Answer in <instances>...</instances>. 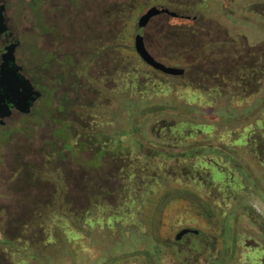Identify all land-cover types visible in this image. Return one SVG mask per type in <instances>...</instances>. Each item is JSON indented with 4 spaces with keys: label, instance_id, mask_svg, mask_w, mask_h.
I'll return each instance as SVG.
<instances>
[{
    "label": "rangeland",
    "instance_id": "rangeland-1",
    "mask_svg": "<svg viewBox=\"0 0 264 264\" xmlns=\"http://www.w3.org/2000/svg\"><path fill=\"white\" fill-rule=\"evenodd\" d=\"M126 1L83 0L89 20L68 24L72 33L69 40L73 44L82 42L89 49V55H79L81 62L73 68L76 83L82 87L76 89L73 84L71 93L54 79L46 80L44 86L51 90L46 92L41 106L30 116H14L6 128V140L0 144V264H148L147 252L154 264H178L179 252L191 244L194 236H185L183 246L169 241L185 228L208 234L212 244L211 250L204 252L205 243L198 240V248L202 249L193 264H264V166L245 144L257 121L252 122L253 127L241 123L244 108L264 104V84L247 101L241 80L204 89L192 85L186 76H168L150 68L134 48L138 20L146 9L155 5L189 9L198 16L199 50L192 54L168 48L160 36L149 33L150 49L158 61L169 66L214 68L206 62V52L212 55L211 61L228 53L242 55L244 39L253 47H264V0H205L200 6H189L187 0H161L148 7ZM96 11L103 17L98 24L92 20ZM25 18L15 16L14 25L31 22ZM171 24L169 31L180 27V22ZM205 39L210 43L206 47L202 44ZM32 40V36L25 37L22 56L26 54V58L21 62L33 81V63L37 59ZM101 46L104 53L97 65L96 61L90 62V55ZM114 47L118 50L114 51ZM62 77L70 85L72 76L66 73ZM64 92L76 101L68 99L65 103ZM177 122V136L183 137L184 123L190 122L195 131L191 141L224 144L236 151L239 161L227 160L223 150L205 153L218 165L200 166L198 160L167 162L165 156L149 165L159 173L170 168L178 170V175L158 179L153 202L168 190L190 188L210 197L216 208L214 219L207 222L190 212L186 201L175 200L163 211V225L157 235L161 241H157L149 224L155 215V204L145 195L151 176L142 156L146 149L140 143L161 146L164 142L155 131L163 124ZM63 124L71 126L73 137L69 141L74 146L84 141L111 140L113 150L117 141H123V153L134 160L131 171L139 168L142 182L134 177L123 182L117 176V161L109 157L98 168L93 146L79 154L64 151L61 139L67 133ZM202 126L204 135L199 133ZM139 156L142 164L137 162ZM192 162L202 175L211 176L209 188L199 179L189 177L190 180L181 174L183 167ZM64 173L78 176L80 185L69 189L64 184ZM99 173L109 179L99 181ZM120 184L126 185L121 196L110 194L104 198L98 191L119 190ZM97 192L100 194L96 197H88ZM71 194L84 203L76 207L67 202ZM81 205L93 213L79 227L74 209ZM250 209L258 215L261 227L247 214ZM29 221L31 225L25 228Z\"/></svg>",
    "mask_w": 264,
    "mask_h": 264
},
{
    "label": "trees",
    "instance_id": "trees-1",
    "mask_svg": "<svg viewBox=\"0 0 264 264\" xmlns=\"http://www.w3.org/2000/svg\"><path fill=\"white\" fill-rule=\"evenodd\" d=\"M188 5L190 6H200L204 3L205 0H187ZM126 2H131V4H137L141 7H148L153 3L161 2V0H127ZM124 5V4H122ZM170 6V5H169ZM177 8V7H175ZM178 11L182 12V14L191 16L190 19L187 18H176L169 16L167 14H162L150 21L146 28V37H145V44L150 52V54L156 59V57L153 55L150 46H149V33L153 34L155 37L160 36L162 42L166 44L168 48L174 47L177 49L182 50L186 53H195L199 50V37L201 30L196 27V20L198 19V16L196 13H191L188 10L177 8ZM180 9V10H179ZM180 22L179 29L176 28L173 31H169L171 27L172 22ZM152 36V35H151ZM153 39V38H152ZM202 42V40H201ZM204 47L208 46L210 43L206 42V39L202 42ZM216 54V53H215ZM214 54V55H215ZM212 55L206 52V55L204 56L206 59V62H209L214 66L211 69L208 68H196L194 67V64L187 66L185 69L186 73L185 76L189 80V82L192 85H199L202 86L204 89L209 87H218L221 85V82L225 85L226 82L229 81H242L241 84L244 87V100L249 99L250 96H254L259 89L262 88V85L264 84V47H253L251 44L248 43L246 39H244V53L242 55L239 54H233L228 53L227 55L214 58L213 61L209 59ZM157 60V59H156ZM203 89V90H204ZM246 102V101H245ZM256 105V104H255ZM246 107L244 108V120L243 123L244 126H251L254 121H257L256 128L251 131V134L247 137L245 144L246 147L250 150V152L256 156L258 161L264 166V104H261L260 106L255 107ZM158 110V108H155ZM155 111V110H153ZM144 114L147 113V111L143 112ZM261 117V118H260ZM215 121V120H214ZM227 122H230L228 120ZM182 123V122H181ZM180 123L176 124H170L166 123L157 128L158 131H155L156 135H159V138L161 137L162 144L161 146L156 145H145L143 143H140V146L145 150L144 153H142L143 160L145 162V169L148 171L149 176H151V181L147 184V189L145 191V195L150 198L153 202V198L157 196V192L155 190V187L157 185L158 179H163V177H169L172 175H178L177 171L172 170L170 168L168 171H161V173L158 172V170H151L149 168V165L154 164L155 161L159 157L166 158L167 162H174L179 163L181 160H198L199 165L202 164L205 165H218V161L214 160L212 158H207V155L205 153L207 151H214L217 153H220V151H226L228 154L227 160H231L234 163H238L236 156L237 153L234 149L224 145H214L213 142L210 141H191L192 138L195 137V131L192 129L190 122H185L184 125L186 127L182 131L183 137L177 136L174 131H177V128ZM65 129V132L67 133L66 138L61 139V145L62 149L64 151H69L71 154L74 152H77L78 154L81 153L83 150L86 149V147L93 146V152H94V158L97 159L100 163L98 168L100 166H103L105 164L103 160L106 159V157L111 158L115 161H117L118 167H117V176H120L121 180L123 182L132 179L133 177L138 179L142 182V177H140V170L139 168L135 170V172L131 171L133 167L134 160H131L130 157L125 155L123 153V141H117V145L113 150H111V147H113L111 144V140H106L103 143H98L95 141H92L90 143L87 142H79L78 144H75L69 141V138L73 137L72 134V128L69 124H63L62 126ZM253 127V126H251ZM204 126L199 128V133L204 135ZM61 128L58 132L60 135ZM65 133V134H66ZM185 133V134H184ZM165 135V137L163 136ZM182 142H186V144H182ZM179 152L175 151V148L179 146ZM75 149L77 151H75ZM127 150V148L125 149ZM141 156L138 157L137 162L139 164H142L143 161L140 160ZM64 159V157H62ZM195 162V161H194ZM192 162L189 166L186 168L183 167V174L186 177H191L193 180H197L199 182H202V184L205 187H210L212 185V179L211 176L207 175L204 176L201 174V171L199 169H195V163ZM240 163V162H239ZM142 166V165H141ZM237 167H240L239 165ZM142 170V169H141ZM172 170V171H171ZM65 174V173H64ZM115 174V172H114ZM64 176V184H68L69 189H76L77 186L80 185V178L78 176L74 175H63ZM82 176V175H81ZM84 176V175H83ZM108 178L102 173H99L96 178L102 182V178ZM84 177H81V180ZM85 179V178H84ZM109 179V178H108ZM190 179V178H189ZM190 179V180H191ZM86 180V179H85ZM85 182V181H84ZM90 183V182H89ZM122 183V182H121ZM76 187V188H75ZM87 189V186L85 187V190ZM84 190V191H85ZM126 190L125 184H120L119 190H105L103 188L98 189V191L104 198H106L107 195H115V196H121V194L125 193ZM100 193H90L89 198H93L96 195H99ZM87 194V193H86ZM106 195V196H105ZM67 202H73L75 206L77 207L78 203L83 202L82 198L76 197L74 194H71V196H67ZM175 200H183L188 203L189 210L196 216L203 218L207 222H210L215 217V206H213L212 202H214L210 197L204 196L202 193H200L198 190L190 189V188H175L173 190H168L165 194H163L161 197H159L158 202H153L155 204V215L152 217L149 224H151V234L152 236H155L157 241H161L159 239V230L162 227V216L163 211ZM88 202V201H85ZM84 203V202H83ZM82 203V204H83ZM82 206V205H81ZM74 213L78 220V226H82L85 223V220L92 215V211L88 210L86 211L83 206L74 209ZM247 214L251 217V219L259 226H262V223L259 222L258 215L253 212L251 209L247 212ZM34 220V218H33ZM31 221H29L25 228H27ZM35 223V222H34ZM24 224V223H20ZM197 230V229H195ZM198 234H189L191 236H194L192 238L191 244H189L185 249L183 248L179 254L181 256L178 257V264H193L197 258L198 252L202 249L203 251H209L211 250L212 244H210V236L208 234H204L202 231L197 230ZM184 239V238H183ZM202 240L205 244L202 245L201 248H198V245L200 244L199 241ZM173 243L174 245H181L183 246V241H176L175 237L170 239L169 243ZM202 242V243H203ZM168 244V242H167ZM191 251V252H190ZM148 264H154L152 262L151 253L147 252L146 257Z\"/></svg>",
    "mask_w": 264,
    "mask_h": 264
},
{
    "label": "flooded vegetation",
    "instance_id": "flooded-vegetation-1",
    "mask_svg": "<svg viewBox=\"0 0 264 264\" xmlns=\"http://www.w3.org/2000/svg\"><path fill=\"white\" fill-rule=\"evenodd\" d=\"M83 4V0H0V14L4 17L3 23L0 24V144L6 140V128L14 116H30L36 107L41 106V101L47 96L46 92L51 90L50 86H44L46 80L54 79L55 83L62 88H67L66 90H70L71 93L73 84L76 89L82 87V84L76 83L75 75L77 74L74 73L73 68L75 64L81 62L79 55H89V49L87 45L84 47L82 42L77 41L73 44L69 40L72 33L68 30V24L79 19L89 20L87 7ZM19 15H23L31 22L14 25L15 16ZM100 15L98 11L92 16L94 24L101 22L103 17ZM116 16L119 23V6ZM31 36L37 59L33 63L35 72L33 81L28 77L21 62L22 58H26V54L22 56V47L26 43L25 37ZM75 36L79 37L77 34ZM101 48L98 47L90 55V62L96 61L99 65L104 53V47ZM107 49L110 50V48ZM113 50L117 51L118 48L114 47ZM10 53H13L15 57L14 63L10 61ZM56 62L60 65H56ZM66 73L72 76L70 85L66 84L62 77ZM20 76L28 79L34 91L40 94L33 102L28 114L18 109V101H14L7 87L8 80L14 81L15 84L16 78ZM68 94L66 92L63 94L62 99L65 103L68 99L76 101L74 98L72 100V96ZM65 108L68 109V107Z\"/></svg>",
    "mask_w": 264,
    "mask_h": 264
},
{
    "label": "water",
    "instance_id": "water-1",
    "mask_svg": "<svg viewBox=\"0 0 264 264\" xmlns=\"http://www.w3.org/2000/svg\"><path fill=\"white\" fill-rule=\"evenodd\" d=\"M162 14H167L169 16L176 18H187V19L191 18V16L182 14V12L167 5L166 6L155 5L146 9V11L141 15V17L138 20V26H137L138 32L134 39V48L139 58L150 68L168 76L181 77L184 76L186 73L184 68L169 66L156 60L150 54L145 44V39H144L145 29L147 28L148 24L152 19ZM3 21H4V17L3 15L0 14V24H2ZM9 55H10L9 56L10 61L14 63L15 57L13 53L12 54L10 53ZM17 68L18 70H21L20 67ZM7 87L10 91L9 93L12 94L14 101H18L17 104L18 109L22 113L25 114L30 113L33 102L36 100L37 97L40 96L38 92L34 91L31 82L28 79H26L24 76H20L16 78L15 84L14 81L8 80ZM20 89H22V91H20ZM189 234L197 235L198 231L192 228H185L175 235V240L182 241L183 238Z\"/></svg>",
    "mask_w": 264,
    "mask_h": 264
}]
</instances>
